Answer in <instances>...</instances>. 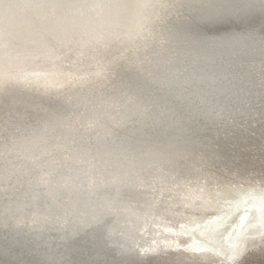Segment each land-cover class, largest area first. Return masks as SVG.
Instances as JSON below:
<instances>
[{"label":"bare ground","instance_id":"bare-ground-1","mask_svg":"<svg viewBox=\"0 0 264 264\" xmlns=\"http://www.w3.org/2000/svg\"><path fill=\"white\" fill-rule=\"evenodd\" d=\"M62 1L0 0V264H264V16H183L264 1Z\"/></svg>","mask_w":264,"mask_h":264},{"label":"water","instance_id":"water-1","mask_svg":"<svg viewBox=\"0 0 264 264\" xmlns=\"http://www.w3.org/2000/svg\"><path fill=\"white\" fill-rule=\"evenodd\" d=\"M262 1H264V0H260V2L259 3H262ZM177 3H180L179 1H177ZM221 4H223V2H221L220 4H218V7H219V9L218 10H215L214 11V9H213V7H211V6H209L208 8H207V10H205L206 12H202V11H199V13H198V11H197V13L195 12V14H194V12H193V15H192V13H186V11H184L183 13V16H190V18H186L187 20H190V21H193L194 23H197V24H194L196 27V29H195V34L196 35H201L202 34V32H204V28L203 29H201V27H203L204 25H206V23H208L209 21H211V22H213V21H224V23L226 22V21H232V19H235V21H243V20H245V19H252L253 21L254 20H257V17H263L264 16V7H261L260 9H258V8H252V7H248V8H243V9H241L240 11H238V10H232V12H230L225 6L224 7H222L221 8ZM179 5H181V3L179 4ZM179 5L177 6V7H179ZM224 5V4H223ZM263 6H264V3H263ZM194 8H197V7H193V8H191V10L193 11L194 10ZM217 9V8H216ZM235 12V13H234ZM221 16H223L222 18H221ZM221 18V19H220ZM181 19H182V17H181ZM179 20L180 22H176L178 25L177 26H179V27H183V25H185L184 23L187 21V20H185V22L183 21V20ZM210 19H214V20H210ZM237 19V20H236ZM239 19V20H238ZM261 19V18H260ZM190 21H187V22H190ZM252 21V22H253ZM210 22V23H211ZM181 24H183L182 26H181ZM192 24V23H191ZM190 24V25H191ZM198 25H201V27L200 28H198ZM208 25V24H207ZM258 25V24H257ZM256 28H257V26H255ZM198 28V29H197ZM251 30H253V29H255V28H250ZM258 30H259V28H257ZM257 31V30H256ZM260 31V30H259ZM254 33H256V32H253V34ZM195 34H193L192 33V36L194 37L195 36ZM253 34L252 35H249V38H253L254 40L255 39H259V38H261L260 40H263L264 38H263V36H260V37H258L257 35L256 36H253ZM259 35V34H258ZM199 37H201V36H199ZM197 39V38H196ZM198 42H200L199 40H197ZM263 42H264V40H263ZM263 46H264V43H261ZM258 48H260V49H264V47H258ZM253 150L255 151L256 149L253 147ZM253 230H250V232H252ZM77 252H79V251H77ZM76 253V252H75ZM19 255H20V253H19ZM18 255V256H19ZM74 259H76L77 260V262H79L78 260H79V257L78 256H75V258ZM17 264H18V262H16ZM81 264H83L84 263V261H82V262H80ZM96 264V263H95ZM98 264V263H97Z\"/></svg>","mask_w":264,"mask_h":264},{"label":"rangeland","instance_id":"rangeland-1","mask_svg":"<svg viewBox=\"0 0 264 264\" xmlns=\"http://www.w3.org/2000/svg\"><path fill=\"white\" fill-rule=\"evenodd\" d=\"M80 1L81 3H84L85 5L87 6H90V7H94V6H97L96 5V1L97 0H78ZM63 4H64V7L67 8V9H77L80 5L76 3L75 0H66V1H62ZM67 2H70L71 4L68 5ZM98 7V6H97ZM259 196V194L257 195H254L252 196L250 199H249V202L250 201H256L257 197ZM243 200L242 198H238L237 201H235L234 199L232 200L233 202V210L230 212V214H228V217H227V220L226 222L223 224L224 228L223 229H220V232H218V236L221 237V238H226L224 236H233V228H234V223L235 221L237 220L238 218V215L241 213L242 210H244V204L248 203L246 202L245 200ZM251 211V216L249 217V222L250 221H254L255 217H256V214H255V209H249ZM261 222H256L254 223V225H251V227L255 228L257 227ZM222 230V231H221ZM227 251V254H229V258H232L234 257V254H232L230 252V249L229 250H226ZM231 253V254H230Z\"/></svg>","mask_w":264,"mask_h":264}]
</instances>
